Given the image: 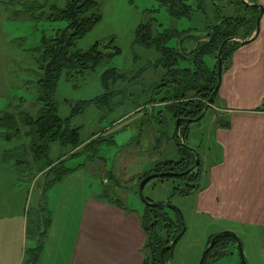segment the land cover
<instances>
[{"label":"rangeland","instance_id":"374dc122","mask_svg":"<svg viewBox=\"0 0 264 264\" xmlns=\"http://www.w3.org/2000/svg\"><path fill=\"white\" fill-rule=\"evenodd\" d=\"M0 1V34L5 33L4 37L0 36V111L13 110L21 105L23 111L36 117L40 109V46L45 38L65 29L68 23L64 20H47L45 17L35 19L27 10L32 4H39L47 14L52 4L63 8L67 0ZM97 1L103 18L77 43L75 49L86 51L96 42L113 39L114 45L121 52L104 60L96 70L74 74L72 78L66 73L62 74L54 98L59 106L60 116L70 117V125L80 128L82 141L88 142L94 137L101 139L96 144L99 151L89 159L83 148L72 155L69 146L55 143L50 147V158L53 161L65 159V167L79 169V173L87 178L90 192L102 194L107 190V197L115 198V187L118 185L120 202L143 214L145 203L134 192L137 178L160 162L179 161L183 153L174 139L171 112L154 101L159 100L168 89L167 84L163 85L167 69L159 63L160 53L157 50L137 41V31L145 17L148 20L154 19L155 34L165 30L204 32L208 19L203 12L197 10V0H189L195 9L192 16L181 19L172 17L167 8L157 0ZM15 11L26 13L17 16ZM168 44L177 47L179 39L175 37ZM195 45L196 42L192 39L183 43L184 49L189 51ZM206 60L211 62L210 58L206 57ZM215 61L213 59L210 64ZM182 65L190 66L184 61ZM110 68L122 72L123 77L112 85L116 92L111 95L110 100L97 104L94 100L107 91L103 74ZM84 101L90 103L73 114L77 104ZM215 103L218 104L217 101ZM213 110L215 109H210L201 120L191 122L187 139L181 138L182 143L188 142V146L198 152L203 170L214 161L217 152L214 146L216 123ZM28 143L29 140L24 135L12 140L0 137V159L4 151L6 154L7 151ZM23 170L21 173L15 169V178L9 176L0 181V212L8 198L16 197V207L21 202L24 203V215L30 232H33L38 215L42 217L43 213L39 212V204L46 175L33 180V177L27 175V167ZM0 171L2 173L1 169ZM185 182L181 178L155 177L143 188L146 199L154 203L169 204L166 209L175 221L178 211L183 218L186 230L166 263L200 264L211 236L232 231L239 241H229L226 248H222L225 250L224 255L213 264H242L239 242L248 264H264V227L235 224L200 213L196 208L195 195L174 193L175 186L183 187ZM220 250L221 247H218L217 251Z\"/></svg>","mask_w":264,"mask_h":264},{"label":"trees","instance_id":"16d2710c","mask_svg":"<svg viewBox=\"0 0 264 264\" xmlns=\"http://www.w3.org/2000/svg\"><path fill=\"white\" fill-rule=\"evenodd\" d=\"M157 1L166 7L169 14L176 19L191 17L195 10L189 0ZM247 1L248 3L244 0H197V10L203 12L208 19L204 32L165 30L155 34L154 19L149 18L148 20L146 17L140 25L137 31V41L148 48L157 50L160 53L159 63L167 69L163 85L167 84L168 89L159 100L154 99V101L156 104L164 105L171 112L174 139L183 154L179 161L160 162L151 170L139 175L136 182L137 188L134 191L138 195L141 181L148 176L156 174V177L162 179L174 178V176L163 173H183L195 165L196 154L189 150L187 142L182 143L181 138L187 139L189 124L194 122L191 120L198 118L205 111L218 84V58L221 45L229 38L248 39L255 33L256 22L261 10L253 6L257 4V0ZM38 5L32 4L27 10L33 18L45 17L47 20H64L68 23L65 29L56 32L52 37L45 38L40 46L42 72L38 80V103L40 105L38 115L34 117L23 111L21 105L13 110L0 111V137L12 140L24 135L29 140L28 145L23 144L17 149L4 153L2 161L12 162L21 173L27 167V175L33 177V180L46 175L44 191L41 195L42 204L39 205V212L44 214L42 213V217L38 215L33 232H30L27 224V236L39 242L36 248L27 250V255L31 260L40 256L43 241L49 229L46 191L50 186L62 181L72 170L64 166L65 159L53 161L50 158L51 145L59 143L65 147L69 146L72 149V155L77 154L78 150L83 148L90 159L98 153L99 147L96 144L101 141L97 137L88 142L82 141L80 128L70 125V117L60 116L59 106L54 98L58 81L64 73L72 78L74 74L96 70L104 60L113 58L121 52V49L114 45L113 39L96 42L86 51L75 49L77 43L103 18L97 0H67L63 8L52 4L47 14L44 7ZM23 12L26 13L15 11V15L18 16ZM210 16L213 17L209 19ZM175 37L179 39V44L177 47L169 46V41ZM190 39L194 40L196 45L189 51L184 49L183 43ZM242 45L241 40H231L224 44L223 66ZM206 57L210 58L211 62L215 59V63L211 65ZM182 61L188 62L190 66H183ZM122 77V72L116 68H110L104 72L103 81L107 91L94 102L107 103L111 95L116 92L112 89V85L114 86ZM217 95L213 104L208 106L207 112L213 109ZM89 103L90 101H84L77 104L73 114L83 110ZM201 166L202 162L198 165L196 172L176 176L175 178L184 179L186 182L183 187L175 186L174 193L192 195L200 189ZM115 188L116 199L107 197L109 196L107 190L105 193L102 192V197L116 200L124 205L118 196L119 186L116 185ZM166 205L164 203H160L157 207L145 205L141 215L142 224L147 233V241L143 248L144 264H167L166 260L172 254L174 247H165L171 244L184 229L181 213L176 209L178 213L177 221H175L167 211ZM213 237L214 235L211 236L208 246ZM229 241L237 242L239 238L231 233H220L205 258V264H213L217 258L224 255L225 250L222 248H226ZM218 247H221L220 251H217Z\"/></svg>","mask_w":264,"mask_h":264},{"label":"crops","instance_id":"0c3cea01","mask_svg":"<svg viewBox=\"0 0 264 264\" xmlns=\"http://www.w3.org/2000/svg\"><path fill=\"white\" fill-rule=\"evenodd\" d=\"M257 4L264 7V0ZM224 68L213 105L217 152L201 168V187L192 195L202 214L264 227V13L259 36L238 48ZM3 157L0 181L16 177V166ZM15 199L8 198L0 212V264H144L142 214L90 192L79 169L46 191L50 224L34 260L27 250L39 242L27 236L24 203L16 207Z\"/></svg>","mask_w":264,"mask_h":264},{"label":"water","instance_id":"95a60500","mask_svg":"<svg viewBox=\"0 0 264 264\" xmlns=\"http://www.w3.org/2000/svg\"><path fill=\"white\" fill-rule=\"evenodd\" d=\"M246 3H248L247 0H244ZM253 6L259 8L261 10V14L259 16V18L257 19V22H256V30H255V33L252 37L248 38V39H236V38H229L227 39L220 47V50H219V58H218V75H219V81H218V84L212 94V96L210 97V100L208 102V106L209 105H212L214 100H215V96L217 95L219 89H220V85H221V79H222V71H223V61H222V53H223V47H224V44L228 41H231V40H241L242 44L245 45V44H248L250 43L251 41L255 40L259 34H260V30H261V18H262V15L264 13V7L260 4H253ZM208 106L205 108V111L196 119H192L191 121H199L201 120L205 115H206V112L208 110ZM189 150L193 151L195 154H196V163L195 165H193L188 171L186 172H183V173H175V172H169V173H163V174H168V175H171V176H180V175H184V174H187V173H191L193 171H195V169L198 167V165L200 164V158L198 156V152L193 149V148H190L189 147ZM157 175L153 174V175H150L148 176L147 178L143 179L140 183V186H139V195L140 197L142 198L143 202L145 203V205L147 206H151V207H157L160 205V203H154V202H151L150 200L146 199L144 196H143V188L146 184V182L150 179H153L155 178ZM186 228L183 229V231L181 232V234L177 235L175 237V239L171 242V244H169L168 246H166L165 248H172V247H175V245L177 244L178 240L180 239L181 235L184 234ZM224 234H233L235 237L238 238V236L234 233V232H230V231H225L223 232ZM218 238V235L214 236L211 240V243L210 245L207 247L205 253H204V256L200 262V264H205V258L207 256V254L209 253L210 251V248L215 244L216 242V239ZM239 250H240V254H241V257H242V261H243V264H248L245 260V257H244V254H243V251H242V246L239 242Z\"/></svg>","mask_w":264,"mask_h":264}]
</instances>
